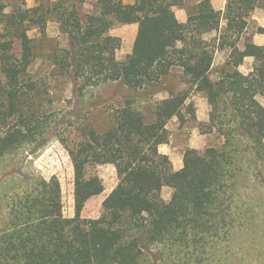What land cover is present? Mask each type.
I'll list each match as a JSON object with an SVG mask.
<instances>
[{
  "label": "trees",
  "instance_id": "1",
  "mask_svg": "<svg viewBox=\"0 0 264 264\" xmlns=\"http://www.w3.org/2000/svg\"><path fill=\"white\" fill-rule=\"evenodd\" d=\"M24 1L0 0L1 161L27 145L43 146L60 121L58 114L37 106V84L29 75L34 39L28 32L35 28L46 35L51 19L69 38V47L53 54L54 64L60 75L70 76L79 97L111 83L133 96L113 110L109 129L99 132L85 124L72 146L61 138L74 166V217L63 215L56 176L31 178L27 189L7 197L0 264L207 262L203 255L231 240L239 223L235 214L246 209L238 203L246 158L262 183L257 165L264 163V106L257 97H264V46L251 41L242 50L237 46L255 1H228L221 44L232 48L233 66H225L218 80L210 76L213 40L203 39L205 33L220 30L222 19L210 0H95L96 12L84 18L68 0H36L33 7L15 6L7 12L14 2ZM176 7L187 8L186 23L177 19ZM135 23L139 31L132 52L117 60L109 49H118L121 40L108 32L117 24ZM257 31L264 33V28ZM246 56L258 62L248 75L237 68ZM175 68H180L181 81L204 94L212 107L209 123L198 122L201 133L217 126L224 137L221 147L186 149L179 171L159 146L169 142L167 124L174 117L181 126L186 113L197 121L193 104L187 103L190 92L169 89V97L152 104L148 114L142 107L156 93L148 87ZM104 164L116 168L118 183L103 201L104 214L83 218L85 203L103 191L93 169ZM165 186L173 189L168 203L160 197Z\"/></svg>",
  "mask_w": 264,
  "mask_h": 264
},
{
  "label": "rangeland",
  "instance_id": "2",
  "mask_svg": "<svg viewBox=\"0 0 264 264\" xmlns=\"http://www.w3.org/2000/svg\"><path fill=\"white\" fill-rule=\"evenodd\" d=\"M68 1L78 7L82 18L96 12L95 0ZM254 1L255 5L264 6V0ZM36 3V0H25L21 4L14 2L8 7L7 12L13 11L15 6L33 7ZM249 20L253 24L251 17ZM256 28L254 24L250 32ZM108 33L121 40V46L118 49L111 48L109 51L113 52L117 60H124L132 52L133 25L117 24ZM28 35L34 39V59L29 75L37 84L36 104L37 106L42 105L41 111L58 114L60 121L54 124V129L47 134L46 143L43 146L27 145L16 153L6 156L2 161L0 160V227L7 218L5 215L7 197L27 189L26 182H29L31 178L49 180L56 176L61 184L63 215L67 218L74 217V166L61 138L67 140L72 146L81 139L80 127L85 124L91 125L99 132L109 129L112 125L113 110L120 106L126 97L133 96V92L126 87L120 86L119 83H111L101 86L84 98L79 97L74 90L70 76L60 75L59 70L56 69L60 67L54 64L52 58L54 53L61 55L62 50L69 47L68 33L51 19L47 25L46 35H41L35 28L31 29ZM223 69L221 65H216L211 71V78L218 80ZM0 76H2L1 67ZM181 79L180 68H175L171 76L149 86L148 90L156 93L151 97L149 95L150 101L142 105V107L146 106V113L148 114V108L152 104L168 98L167 90L171 89L174 91L188 90L190 99L187 103L193 104L196 114V104L203 102L202 98H205L207 102L208 99L204 94L195 92L192 85L182 82ZM209 109L210 116L212 111L210 104ZM186 118L187 122L182 126L177 117L167 124L170 133L167 144L173 145L179 151L186 148L189 135L196 127L198 128V122L192 121L188 113H186ZM59 132L60 137L57 135ZM205 134H208L206 147L223 145L224 137L217 126L213 131ZM247 160L249 159L244 160L247 174L241 181V194L238 201V203H245L246 209L242 210L243 213L235 214L239 223L236 224L231 240L217 244L218 247L215 245L209 255H203L204 260L209 257L204 264H264V163L257 165L262 175V183L259 184L254 178L255 166L250 164L249 168ZM93 171L101 180L103 191L89 198L82 211V217L97 219L104 214L103 201L116 187L119 176L112 164L96 166ZM6 177L8 179L4 181ZM172 192L171 187H163L160 197L164 203L170 201ZM130 234L133 235V232Z\"/></svg>",
  "mask_w": 264,
  "mask_h": 264
},
{
  "label": "crops",
  "instance_id": "3",
  "mask_svg": "<svg viewBox=\"0 0 264 264\" xmlns=\"http://www.w3.org/2000/svg\"><path fill=\"white\" fill-rule=\"evenodd\" d=\"M190 2H194L197 0H189ZM229 0H210L212 7L216 10L222 13V19L220 23V30L219 31H211L208 33H205L203 35V39L207 41H212L214 43V59L212 64V69L216 67V65H221V68H224L227 66V68H231V53L232 48L228 45H222L221 44V38L223 36L224 31L227 27V20L224 17V13L227 8ZM35 6V5H34ZM175 15L179 22L186 23L188 20L189 12L187 8L183 7H176L175 9ZM253 20V24H251V21L249 18ZM246 21V27L244 29V32L242 33L240 41L237 43V46L240 50L244 48L245 41H251L253 44L257 46H264V33L258 32V28H264V6L255 5L254 10L250 12V14L245 17ZM256 25V29L252 32H250V28ZM133 25L134 29V36H133V44L134 41L138 35L139 31V25L137 23L131 24ZM258 65V62L256 59L252 56H246L243 59V62L237 67L238 70L244 74L248 75L251 71H253V68H255ZM234 68V67H233ZM258 101L264 106V97L258 96ZM203 102L201 101L199 104H196V117L197 122L202 123H208L210 116H209V104L205 98H202ZM208 134H203L199 131V129L196 127L191 134L189 135L186 148L190 149H204L207 146V138ZM186 148H183V151H179L177 148H175L171 144H162L159 146V151L163 154H166L169 156L173 169L175 171H179L183 167V152ZM112 192V191H111Z\"/></svg>",
  "mask_w": 264,
  "mask_h": 264
}]
</instances>
